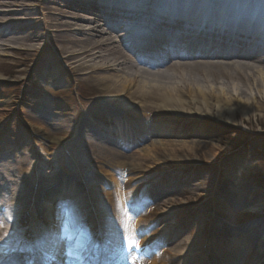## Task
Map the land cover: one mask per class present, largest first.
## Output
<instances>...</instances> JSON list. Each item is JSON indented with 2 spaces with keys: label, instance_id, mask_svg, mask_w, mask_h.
Listing matches in <instances>:
<instances>
[{
  "label": "bare ground",
  "instance_id": "obj_1",
  "mask_svg": "<svg viewBox=\"0 0 264 264\" xmlns=\"http://www.w3.org/2000/svg\"><path fill=\"white\" fill-rule=\"evenodd\" d=\"M47 41L52 44L51 55L57 58L41 60L40 44L46 48ZM12 58L15 62L6 67V60ZM36 63L40 65L37 69ZM60 63L68 64V70ZM32 72L47 79L51 76L56 86L61 77L76 81L91 95L86 101L97 102L103 125L96 128L84 114L72 111L48 118L17 96L10 103L0 101V125L15 114L32 135H50L52 126V135L71 132L88 150H102L116 160L125 157L119 150H135L132 135L143 132L135 124L147 114L151 121L170 127L177 120L190 121H184L189 127L210 121L215 126L212 134L217 135L240 123L250 125L253 118L262 124L264 0H0V84L9 74L18 76L15 81L23 84ZM108 123L114 125L110 134L116 141L102 132ZM161 128H150L145 138L187 135ZM188 134L211 136L200 130ZM205 146L215 149L199 141L192 146L166 141L153 142L148 150H199ZM110 186L117 188V183L111 180ZM169 192L156 193L155 203L164 202ZM47 200L48 193L41 191L38 206ZM135 215L128 218L122 238L109 234L103 259L107 257L113 264H141L139 256H145L148 264H168L157 251L163 244L148 243L147 231L138 230ZM55 225L52 219L55 240L40 249L33 258L35 264H70L63 248L65 239L57 242L61 231ZM138 232L142 235L138 246L125 252L126 242L134 240ZM259 233L255 234L257 246L264 244L259 242L263 231ZM174 242L179 246L188 243L179 237L169 244L174 249ZM73 249V261L83 259L81 264H85L91 247L86 255L80 253V245ZM174 255L178 260L186 257L178 252ZM259 259H264V253ZM11 260H0V264H18ZM202 260L218 264L207 253Z\"/></svg>",
  "mask_w": 264,
  "mask_h": 264
},
{
  "label": "rangeland",
  "instance_id": "obj_2",
  "mask_svg": "<svg viewBox=\"0 0 264 264\" xmlns=\"http://www.w3.org/2000/svg\"><path fill=\"white\" fill-rule=\"evenodd\" d=\"M46 43V48L40 44L39 58H57L51 55L50 41ZM15 58L4 65L13 64ZM60 64L68 70V64ZM39 66L36 63L34 68ZM17 77L3 76L0 101L10 103L17 96L48 118L72 111L84 114L96 128L103 125L97 102L86 101L91 95L76 81L61 77L56 86L51 76L47 79L32 72L22 84L15 81ZM184 121L177 120L170 127L144 115L135 124L143 132L132 135L134 142L141 140L135 143L137 149L119 150L125 157L118 161L102 150H88L71 132L52 135V126L50 135H32L14 114L0 125V235L4 236L0 260L15 254L20 258L18 264H32L30 257L55 240L52 219L56 231H61L57 242L65 239L64 250L73 251L75 245L87 249L89 240L106 243L109 234L122 238L128 218L136 214L138 230L147 231L148 243L163 244L157 251L168 264H204L205 253L218 264H264L259 259L264 253V121L260 124L253 118L250 125L225 128L220 135L212 134L215 126L210 121L191 128ZM161 126L187 135L145 138L146 131ZM103 130L116 141L110 134L113 124ZM198 130L211 136L188 134ZM166 141L184 146L199 141L215 149L148 150L153 142ZM111 180L117 188L110 186ZM169 190L164 202L155 203L156 193ZM41 191L48 193V200L38 206ZM262 231V245L257 246L255 234ZM140 232L126 242L125 252L136 248L142 239ZM178 236L189 244L174 242V249L169 244ZM176 252L186 257L173 258ZM143 264H148L147 258Z\"/></svg>",
  "mask_w": 264,
  "mask_h": 264
},
{
  "label": "snow or ice",
  "instance_id": "obj_3",
  "mask_svg": "<svg viewBox=\"0 0 264 264\" xmlns=\"http://www.w3.org/2000/svg\"><path fill=\"white\" fill-rule=\"evenodd\" d=\"M4 239V236L3 235H0V240H3Z\"/></svg>",
  "mask_w": 264,
  "mask_h": 264
}]
</instances>
